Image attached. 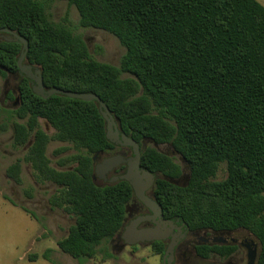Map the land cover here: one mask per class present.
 <instances>
[{
  "label": "trees",
  "instance_id": "16d2710c",
  "mask_svg": "<svg viewBox=\"0 0 264 264\" xmlns=\"http://www.w3.org/2000/svg\"><path fill=\"white\" fill-rule=\"evenodd\" d=\"M60 1L76 8L79 27L119 40L126 51L118 66L91 58L68 16L55 22L43 0H0V29L27 41L25 61L41 70L46 90L94 93L126 135L170 144L183 158L185 187L157 180V203L167 217L192 229L246 228L260 242L257 264H264V6L255 0ZM21 47L0 37V77L18 74ZM17 92L12 145L27 149L5 175L21 185L25 163L36 180L58 186L49 204L74 224L56 245L84 264L120 230L131 188L124 181L104 188L92 181V155L109 147L94 101L42 99L24 77ZM51 142L65 144L55 151L61 170L47 155ZM141 164L149 172L157 166L167 179L180 175L179 166L154 149L142 153ZM222 164L226 176L215 181ZM162 252L157 244L155 254ZM40 258L58 264L49 251Z\"/></svg>",
  "mask_w": 264,
  "mask_h": 264
},
{
  "label": "rangeland",
  "instance_id": "374dc122",
  "mask_svg": "<svg viewBox=\"0 0 264 264\" xmlns=\"http://www.w3.org/2000/svg\"><path fill=\"white\" fill-rule=\"evenodd\" d=\"M43 1L55 22H62L63 18L68 16L71 28L76 34L81 35L91 58L101 63L119 65L126 50L115 36L99 29L79 27V14L76 8L69 6L65 1ZM18 85V77L10 74L0 77V264H50L40 259L47 251L51 259L58 264H77V260L60 252L56 245L74 224L71 215L63 209L49 205L48 200L58 187L49 182L36 180L30 165L25 163L22 165L21 185L13 183L5 175L7 166L21 159L27 149V145L21 148H14L12 145V122L16 119L11 112L18 106V103L15 104ZM3 123L6 124L4 131L1 130ZM40 126L46 133L52 135L53 129L44 120H40ZM64 146L65 144L59 142L49 144L47 155L53 167L58 168L55 151ZM148 146L154 147L152 142H149ZM165 149L169 151V145L163 144L158 147L160 151ZM69 153L68 151L64 155ZM174 160L180 165V159L175 157ZM225 176V165L222 164L214 180L221 181ZM27 190L31 191L30 198L26 196ZM24 252L39 257V260L19 261ZM106 252L111 255L110 258L105 257ZM84 264H159V261L148 249L139 248L134 252L129 249L113 251L109 242H106L101 245L97 255Z\"/></svg>",
  "mask_w": 264,
  "mask_h": 264
},
{
  "label": "flooded vegetation",
  "instance_id": "af4514ba",
  "mask_svg": "<svg viewBox=\"0 0 264 264\" xmlns=\"http://www.w3.org/2000/svg\"><path fill=\"white\" fill-rule=\"evenodd\" d=\"M3 36V33H1L0 37ZM12 76L19 79L24 77L19 72ZM29 82L31 85V81ZM17 103L15 101V104ZM118 131L120 135L124 134L134 140L122 132L119 126ZM135 142L139 146L140 163L138 168L140 173L145 171L154 175L152 184L145 190V196L154 202L160 210L157 208L152 210L146 206L134 195L130 187L132 195L124 208L125 215L122 226L108 241L111 249L113 251L115 249L121 251L129 249L131 252L139 248L148 249L152 255L158 258L159 264H257L261 249L260 242L248 229L242 227L222 230L192 229L177 218L167 217L157 203V180L164 177L157 172V166L154 172H149L143 167L141 155L147 149H154L156 152L171 158L175 164L177 163L174 158L180 159V165L177 164L180 168V175L174 180L175 184H173L179 187H185L188 183L189 166L170 144H167L170 148L169 151L168 149L160 151L158 147L163 144H157L147 139ZM147 142H152L154 147L150 148ZM134 157V150L131 146L109 142L107 149L99 150L92 155V181L94 185L104 188L124 181L121 177L126 175L129 169L126 161ZM112 159L116 161L111 167L107 168L105 163ZM57 169L61 170L59 167ZM149 229H157L156 236L160 237L161 240L137 241L139 239L138 233ZM134 240L137 241L136 244L130 245L128 243V241ZM157 244L163 246L161 255L155 254ZM170 245L172 250L163 260L164 252Z\"/></svg>",
  "mask_w": 264,
  "mask_h": 264
},
{
  "label": "water",
  "instance_id": "95a60500",
  "mask_svg": "<svg viewBox=\"0 0 264 264\" xmlns=\"http://www.w3.org/2000/svg\"><path fill=\"white\" fill-rule=\"evenodd\" d=\"M0 33L7 34V36H3L4 37L3 40L5 42H10V43L14 42L21 44L22 47H21L20 55L17 59L18 72L21 76H24L26 79L31 81L32 92L36 96H39L42 99H47L53 95H61L70 99H77L84 102L94 101L97 104L98 111L105 122L106 140L114 144L120 143L124 145H129L134 150L135 157L133 159H129L128 161H126L129 165V169L127 174L122 176L121 179L126 181L130 185L134 195L146 206H148L152 210L155 208L160 210V208L156 206L154 202H152L150 199H148L145 196V190L152 184L154 175L145 171L140 173L138 168L140 163L139 146L134 140L126 137L124 134L121 135L119 134L118 131L119 125L117 124L116 119L110 113L105 103L94 93H72L57 88L46 90L43 86V78H42L41 70L37 67H33L29 65L25 61V56L28 51L27 41L23 39L21 36H19L17 32H13L7 29H0ZM16 102H18V99H16ZM115 161H116L115 159L108 160L105 163V165L107 166V168L111 167ZM97 172L99 171L97 170ZM163 179L169 181L172 184H175L174 180L167 178H163ZM156 233H158L157 229L143 230L138 233L139 239L137 241L161 240L160 237L156 236ZM137 241L136 240L128 241V243L130 245H134L136 244ZM171 250H172V246L170 245L164 252L163 260L166 257V255L171 252Z\"/></svg>",
  "mask_w": 264,
  "mask_h": 264
},
{
  "label": "crops",
  "instance_id": "0c3cea01",
  "mask_svg": "<svg viewBox=\"0 0 264 264\" xmlns=\"http://www.w3.org/2000/svg\"><path fill=\"white\" fill-rule=\"evenodd\" d=\"M255 1H257L259 4H261L262 6H264V0H255ZM29 256H30V254H28V252H24L23 255L19 257V259H20L19 261L35 262V261H30L28 259ZM40 259L43 260L42 258H40Z\"/></svg>",
  "mask_w": 264,
  "mask_h": 264
}]
</instances>
